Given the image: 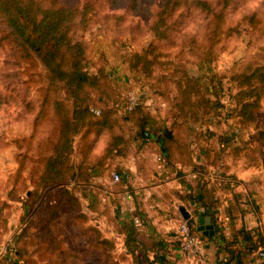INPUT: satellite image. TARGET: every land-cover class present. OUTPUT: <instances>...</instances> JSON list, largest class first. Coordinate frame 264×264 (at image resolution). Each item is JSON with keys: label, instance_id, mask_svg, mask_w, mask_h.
<instances>
[{"label": "rangeland", "instance_id": "rangeland-1", "mask_svg": "<svg viewBox=\"0 0 264 264\" xmlns=\"http://www.w3.org/2000/svg\"><path fill=\"white\" fill-rule=\"evenodd\" d=\"M86 1L59 0L71 5ZM90 1L94 8L90 25L78 27L75 34L87 44L90 71L102 69L105 73L100 87L90 88L91 97L100 102L110 97L111 89L125 105L126 93L135 89L146 111L162 120L171 112L180 79L182 85L186 83L185 75L199 80L213 105L201 114L195 132L201 140L218 134L231 137L225 144L232 147L227 152L234 155L233 150H237V168H248L240 171L241 180H237L244 190L240 193L252 197L254 202L249 206L261 224L264 136L260 130H264V95L255 120L245 124L235 109V94L239 89L238 74L264 63V0H179L166 17V37L161 39L155 38L151 25L167 0ZM151 42L153 50L148 58L152 61L133 65L135 54ZM68 94L61 82L49 79L38 57L27 54L12 40L0 18V264H10L18 248L24 253L22 264L39 263L38 259L43 260L39 255L45 254L43 242L51 236L56 244L62 243L64 250H59L57 256L64 258L65 264H112V260L113 264H127L124 240L118 232L120 222L111 209L94 208L91 191H83L70 180L65 186L73 197H80L79 204L73 200L58 205V187L50 190L42 206L39 200L29 199L55 140V99L69 103ZM125 126L136 130L132 122ZM167 127L166 124L164 130ZM138 143L129 155L159 152L150 141L140 146ZM78 211L88 218L77 217ZM95 228L112 237L115 246L91 248L97 237ZM55 248L59 249L57 245ZM65 249L87 252L82 257L70 256Z\"/></svg>", "mask_w": 264, "mask_h": 264}, {"label": "trees", "instance_id": "trees-1", "mask_svg": "<svg viewBox=\"0 0 264 264\" xmlns=\"http://www.w3.org/2000/svg\"><path fill=\"white\" fill-rule=\"evenodd\" d=\"M177 2L179 0H167L157 13V18L151 25L156 39L166 37V17L173 11ZM93 10L90 0L82 5L65 4L59 0L49 2L0 0V18L5 22L12 40L27 54L38 57L47 69L49 79L52 82H61L69 92L67 97L69 103L55 99L58 116V126L55 128L56 133L53 134L55 140L44 161L37 186L29 197L30 200H39L41 206L43 205L41 201H44L50 190L55 187H58L59 191L58 205L68 204L73 200L77 204L81 203L80 197H73L65 186L70 180H74L77 186L91 191V204L100 210L98 191H94L92 186L95 172L103 173L111 169L116 158L128 156L138 141V146L148 141L154 143L168 164L178 162L193 164L191 144L196 134L195 124L201 118V114L213 105L210 97L199 85V80L191 79L187 75L184 85L181 84L180 79L171 112L162 120H159L158 115L146 111L143 103L128 111L123 105L122 97L112 93L111 89H108L110 97L107 99L99 102L92 98L90 88L100 87L105 73L102 69L97 72L90 71L87 44L75 34V30L90 25ZM152 48L151 42L143 51L137 52L135 54L137 60L133 61V65H138L142 61L144 64L151 62L152 59L148 56ZM238 80L235 109L240 122L246 124L249 120H255V112L258 111L260 100L264 95V63L251 71L238 74ZM213 93L216 95V91ZM46 102L47 97L43 101V109ZM91 107L99 108L100 113L94 112ZM41 112L42 109L37 113L35 125ZM133 113L136 115L130 119L128 116ZM125 122H132L136 130L134 131L131 126L127 128ZM166 124L167 129L172 131V136L166 134L167 129L164 130ZM260 133L264 136V130H260ZM226 149L225 144L220 148L215 147V157L212 162L216 165L221 164ZM233 151L234 156L238 157L237 150ZM117 171L122 175V179L116 182L119 184L127 173L121 168H117ZM39 191L42 192L41 195ZM205 191L208 193L206 189ZM235 202L237 204H233L232 207L237 209L238 201L235 199ZM52 213L49 216L50 220L54 219ZM60 214L61 210L58 209L57 215ZM76 216L88 218L83 211H78ZM188 221L191 224L194 222L192 219ZM94 232L97 237L91 248L115 246V240L104 234L102 230L95 228ZM118 232L127 234L126 239L123 237V240L128 249H131L130 244L138 235L135 225L129 222L119 224ZM244 234L243 249L233 253L236 256L234 264L249 259L255 249L264 248V233L261 230L258 231L256 239L248 230H244ZM56 243L52 236L50 240L45 239L43 242L45 254L39 255L43 260L38 259L39 263L35 264H65L66 260L57 256V252L64 250V247L61 242L59 245ZM56 245L59 249L55 248ZM65 251L70 256L80 257L87 252V250L80 252L67 249ZM23 254V250L18 248L17 257L11 258L10 264H22ZM125 256L127 260L130 259L126 251ZM114 262L112 260L111 263Z\"/></svg>", "mask_w": 264, "mask_h": 264}, {"label": "crops", "instance_id": "crops-1", "mask_svg": "<svg viewBox=\"0 0 264 264\" xmlns=\"http://www.w3.org/2000/svg\"><path fill=\"white\" fill-rule=\"evenodd\" d=\"M229 139V135L218 134L201 140L195 134L191 144L193 164H168L165 159H158L157 151L150 155L134 152L127 161L126 156L117 157L111 169L95 172L92 186L98 191L101 209H111L120 224L129 222L138 229L131 249L123 241L130 256L127 264H234L233 253L244 246V230L250 231L255 239L259 230L264 233V217L258 224V217L254 218L249 206L254 201L252 197H243L240 193L244 191L243 186L237 182L241 180L240 171L248 168H237L238 157L227 152L231 146L223 153L221 164L212 162L214 148L229 144ZM117 168L127 173L119 184L112 176ZM235 199L237 209L232 207ZM181 205L191 213L189 219L194 220L192 224L202 236L203 254L199 258H189L181 249L177 234L180 221L185 219ZM201 215L212 216L213 234H205L198 228ZM135 218L140 219L139 224ZM224 221L230 225L228 232ZM120 235L127 237L125 232ZM249 258L264 264V257L257 254L251 253Z\"/></svg>", "mask_w": 264, "mask_h": 264}, {"label": "built area", "instance_id": "built-area-1", "mask_svg": "<svg viewBox=\"0 0 264 264\" xmlns=\"http://www.w3.org/2000/svg\"><path fill=\"white\" fill-rule=\"evenodd\" d=\"M125 98H126L125 108L128 111H132L139 104L142 103V96L135 89L129 90L126 93ZM91 109L96 113H100L99 108L91 107ZM204 131L206 132V129ZM158 159L164 160L165 158L163 157V155L159 154ZM112 176L114 182H118L122 179V175L120 174L119 171H114ZM134 221L136 224L140 223L139 218H135ZM223 226L227 232L228 230H230V225L228 221H224ZM195 227H196L195 224L189 223L188 219H183L180 221L177 228V234L181 243L180 244L181 249L189 258H199L203 254V239L201 234H199V232L196 230ZM253 253L257 254L260 257H264V248L259 247L255 249ZM240 264H258V263L252 258H249Z\"/></svg>", "mask_w": 264, "mask_h": 264}, {"label": "water", "instance_id": "water-1", "mask_svg": "<svg viewBox=\"0 0 264 264\" xmlns=\"http://www.w3.org/2000/svg\"><path fill=\"white\" fill-rule=\"evenodd\" d=\"M166 134L168 136H172V131L167 129ZM180 211L185 219H189L191 217V213L187 210V208L184 205L180 206ZM199 229L202 230L205 234H213L214 229V223L212 221L211 215H201L199 217Z\"/></svg>", "mask_w": 264, "mask_h": 264}]
</instances>
